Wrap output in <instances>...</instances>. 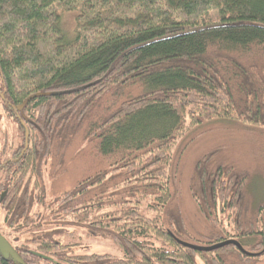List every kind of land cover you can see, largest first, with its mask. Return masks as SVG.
<instances>
[{
    "label": "trees",
    "instance_id": "16d2710c",
    "mask_svg": "<svg viewBox=\"0 0 264 264\" xmlns=\"http://www.w3.org/2000/svg\"><path fill=\"white\" fill-rule=\"evenodd\" d=\"M64 12L75 13L73 39ZM34 94L18 110L2 100ZM211 120L264 130V0H0V235L23 264H257L264 196L244 194L251 170L228 157L227 140L194 161L199 238L175 204L177 140ZM24 127L25 160L12 171L5 158ZM78 134L86 170L48 197L46 159ZM69 228L110 238L120 255L75 252L61 236L74 237ZM173 237L231 238L257 254Z\"/></svg>",
    "mask_w": 264,
    "mask_h": 264
},
{
    "label": "rangeland",
    "instance_id": "374dc122",
    "mask_svg": "<svg viewBox=\"0 0 264 264\" xmlns=\"http://www.w3.org/2000/svg\"><path fill=\"white\" fill-rule=\"evenodd\" d=\"M217 20V11L210 14V21ZM60 26L63 28L67 37L75 36V13L64 12L60 16ZM70 39V40H72ZM259 135L261 139L264 137V130L245 127L234 121L226 120H211L206 123L198 124L177 140L174 148V154L180 153L179 166L181 167L175 179L173 186L175 204L183 208L185 230L187 234H193L199 238L198 233L205 230V223L196 209L194 202L188 192V188L197 187V181L194 177V161L197 157L208 151L211 145L220 140H227L226 146L228 149V157L233 162L242 168L248 167L251 170V178L247 185L246 192L251 196L252 204H256L264 196V166L260 162L264 159L260 154L263 147L262 141L250 140L246 138L249 135ZM80 134L72 138L71 142L61 149H59L50 159H46L44 167V184L47 189L48 197H55L66 190L75 189L80 175L85 172L86 164L79 161L77 156L78 150L81 148L79 143ZM85 146V145H84ZM257 148V152H255ZM248 149L250 153H248ZM93 161L94 159H90ZM102 165L108 164V158L102 159ZM193 167V168H192ZM88 172V171H87ZM73 231V236L64 238V241L74 243L72 248L75 252L82 253H110L113 256H119L120 250L108 237L94 236L88 237L83 234V231L78 228H69ZM184 240H192L188 236H182ZM257 264H264V258H261Z\"/></svg>",
    "mask_w": 264,
    "mask_h": 264
},
{
    "label": "flooded vegetation",
    "instance_id": "af4514ba",
    "mask_svg": "<svg viewBox=\"0 0 264 264\" xmlns=\"http://www.w3.org/2000/svg\"><path fill=\"white\" fill-rule=\"evenodd\" d=\"M2 100L4 101V104L9 109L18 110L15 107V106H17L16 104L10 103V102L4 100L3 98H2ZM22 133H23V135L21 137L19 136L17 138L16 142H14L13 144L11 143L9 145L8 156L5 158V168L7 167V169L12 170V171H14L16 169V166H18V163L25 160L24 156H25V150L27 148V139H28V134H27V136L25 135V127H24V130ZM5 193H6V188H2L0 190V199H2L4 197ZM5 250H6L5 246H4L3 242L0 240V257L1 256L11 257L8 252H6V254L3 253V251H5Z\"/></svg>",
    "mask_w": 264,
    "mask_h": 264
},
{
    "label": "water",
    "instance_id": "95a60500",
    "mask_svg": "<svg viewBox=\"0 0 264 264\" xmlns=\"http://www.w3.org/2000/svg\"><path fill=\"white\" fill-rule=\"evenodd\" d=\"M36 94L34 95H31L29 97H27L21 104L15 106L17 109H21L22 105L24 102H26L27 100H29L31 97L35 96ZM25 135L27 136V131L25 130ZM175 239L176 242H178L179 244L183 245V246H186V247H189L191 249H196V250H203V251H208V250H213V249H216L218 247H221L223 245H226V244H233L234 246H236L239 250H241L243 253L247 254V255H253V254H257V253H251V252H248L246 250H244L242 248V246L240 245V243L234 239H226V240H222L220 242H217V243H213V244H210V245H200V244H194V243H190V242H186L184 240H181V239H178L177 237H173ZM0 240L3 242L4 246H5V251H3L4 254H6V252H8L10 254V256L15 260L17 261L18 263L20 264H23V261L22 259L20 258V256L16 253V251L11 247L10 244L7 243V241L0 236ZM260 253V252H258ZM41 255L42 257H46L42 254H39Z\"/></svg>",
    "mask_w": 264,
    "mask_h": 264
}]
</instances>
